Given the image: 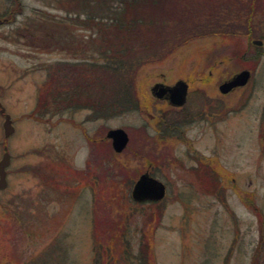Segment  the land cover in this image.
<instances>
[{
    "label": "rangeland",
    "instance_id": "rangeland-1",
    "mask_svg": "<svg viewBox=\"0 0 264 264\" xmlns=\"http://www.w3.org/2000/svg\"><path fill=\"white\" fill-rule=\"evenodd\" d=\"M79 1L22 0V13L0 25V104L14 127L5 142L0 114V159L4 142L10 155L0 264H95L94 248L113 245L114 264H143L144 234L154 264H264V55L254 68L242 60L248 13L212 11V24L233 25L235 37L218 31L175 45L167 33L164 51L137 73L141 108L94 119L89 108L39 107L43 94H59L52 80L72 72L67 64L104 61L108 17L87 24ZM194 1H206L196 3L198 22L220 0ZM257 1L251 22L259 37L251 41L264 51V0ZM241 70L250 71L248 83L221 94L218 86ZM178 80L207 107L196 113L188 98L184 108L167 107V125L151 120L166 106L152 103L151 87ZM115 128L129 138L120 154L105 136ZM200 157L214 173L198 166ZM145 172L165 185L162 201L131 199Z\"/></svg>",
    "mask_w": 264,
    "mask_h": 264
},
{
    "label": "trees",
    "instance_id": "trees-1",
    "mask_svg": "<svg viewBox=\"0 0 264 264\" xmlns=\"http://www.w3.org/2000/svg\"><path fill=\"white\" fill-rule=\"evenodd\" d=\"M192 1L184 0L182 3V0H80L78 2L80 4L79 9L82 8L81 10L85 12L84 19L87 24L93 20L102 23L108 17L107 27H102L104 33L109 28L107 47L104 46L105 50L102 54L104 61L101 64L86 63L84 67L79 66V63L67 64L72 72L59 77L58 81L52 80L53 85L51 87L56 85L59 94L50 97L44 96L48 92L43 94L39 101V107L46 109L48 103H51L54 107L89 108L93 111L94 119L108 118L119 113L139 110L141 101L138 99L136 89L137 73L148 61L158 55L159 51H164L165 41L168 39L167 33L172 31L169 37H172L171 40L174 39L173 43L180 41L175 45L182 42L187 43V40L192 37H202L218 31L227 36H237L234 34L233 25L219 28L218 23L212 24L215 21V14H219L212 11L219 7L221 9L223 6L226 7L224 9L226 15H230V12L235 15L240 12L248 13L245 19V31L242 33V36L247 39V48L242 51V60L248 61L254 68L264 55L261 48L263 44L256 46L251 41V38L259 37L253 32L251 22L257 7L255 4L258 1L220 0L213 2L216 6L209 11V19L198 22L192 19L197 13L196 3L204 5L206 1ZM168 7H170L169 11L172 12L171 17L170 14H166ZM165 37L166 40H164ZM78 82H85L89 91L87 92L85 88L79 86ZM89 84L90 87L88 88ZM97 95L101 96V100L96 99ZM188 98L189 101L193 98V104H196V113L207 107V101L205 102L199 93H194L193 96L191 94ZM148 102L151 103V100ZM152 103L158 105L160 102H156L154 99ZM167 107L159 110V115L155 112L157 123L162 124L164 122V125H167L171 121L168 120V112L165 113L172 109ZM167 127L165 126V128ZM261 139L264 143L263 135ZM206 161V158L200 157L198 166L200 163L205 165ZM198 166L195 170L198 169ZM210 168L206 166L211 174L214 173V170ZM214 191L212 193H215ZM153 203L158 202H151V204ZM151 218L153 217L151 216ZM111 237H107L104 243L108 245ZM114 246H99V248L96 246L94 248L96 253L95 264H114L113 256L110 257L111 251L116 250ZM138 257L143 264H154L151 237L148 234H144L139 243Z\"/></svg>",
    "mask_w": 264,
    "mask_h": 264
},
{
    "label": "water",
    "instance_id": "water-1",
    "mask_svg": "<svg viewBox=\"0 0 264 264\" xmlns=\"http://www.w3.org/2000/svg\"><path fill=\"white\" fill-rule=\"evenodd\" d=\"M253 45L261 46L262 42L254 40ZM250 79L248 70H241L234 74L231 78L224 80L218 90L221 94H227L232 90L245 86ZM151 93L154 97L161 99L167 97L169 103L174 107H181L186 103L188 85L185 81L178 80L172 86H164L155 84L151 87ZM4 113V108L0 104V114ZM3 136L7 139L14 132L11 118L8 114H4L2 123ZM106 138L110 140L111 147L115 153H121L128 144L129 138L127 133L121 128L110 129L106 133ZM10 163V155L7 148H4V153L0 159V190L7 186L6 167ZM131 198L135 202L144 201H160L165 196V186L162 182L149 175L148 172L143 173L138 177L131 190Z\"/></svg>",
    "mask_w": 264,
    "mask_h": 264
},
{
    "label": "flooded vegetation",
    "instance_id": "flooded-vegetation-1",
    "mask_svg": "<svg viewBox=\"0 0 264 264\" xmlns=\"http://www.w3.org/2000/svg\"><path fill=\"white\" fill-rule=\"evenodd\" d=\"M22 10H23L22 0H0V25H4V24L11 22L13 17H16L22 13ZM182 81H184V80H182ZM156 84H162L164 86H171V85H166L163 83H156ZM188 94L189 93L187 91L186 102L188 101V96H189ZM154 99L157 100V102H161V103L165 104L166 106L174 107L169 103L167 97H163L161 99H158V98L156 99L154 97ZM182 108H184V106ZM5 113L6 112L4 111V113L1 114L3 118H4ZM151 120H154L156 122L155 117H152ZM170 129L171 130H177L178 127H175V123H174V125L171 126ZM5 142H6V140H5ZM5 142L3 144V153H4V148L5 147L7 148V145L5 144ZM6 178H7V168H6Z\"/></svg>",
    "mask_w": 264,
    "mask_h": 264
}]
</instances>
